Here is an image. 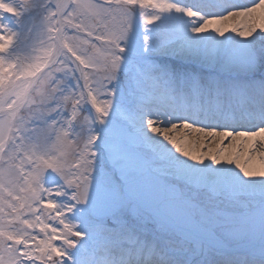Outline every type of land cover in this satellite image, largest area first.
Masks as SVG:
<instances>
[{"label":"snow or ice","instance_id":"snow-or-ice-1","mask_svg":"<svg viewBox=\"0 0 264 264\" xmlns=\"http://www.w3.org/2000/svg\"><path fill=\"white\" fill-rule=\"evenodd\" d=\"M258 10L0 0V264H264Z\"/></svg>","mask_w":264,"mask_h":264},{"label":"bare ground","instance_id":"bare-ground-1","mask_svg":"<svg viewBox=\"0 0 264 264\" xmlns=\"http://www.w3.org/2000/svg\"><path fill=\"white\" fill-rule=\"evenodd\" d=\"M169 2H174V0H169ZM181 4L184 3H196L198 0H180ZM216 3H227L229 6H247L252 5L254 3V0H215ZM145 13L151 12V8H146L143 10ZM212 12H217L218 9H211ZM264 18V12L261 10H258L256 13H253L251 17L244 18V17H236L233 21L229 22V27H243L244 25L252 26L253 21L256 22V31L260 30V19ZM145 17L141 18V23H144ZM151 27V26H149ZM255 34V33H254ZM179 106V104H178ZM251 118H254L252 121H247ZM254 115H250L244 111H234L231 113H228L226 115V118L222 119L220 123H227L233 127H238L240 130H246L251 129L253 127H257L259 125V120ZM237 119V120H235ZM231 130V128H229ZM176 135L178 138H182L187 140L189 143H192L196 141L200 134L198 133H189L186 129H177ZM228 141H225V144H227ZM212 147H216V145H211ZM258 151H264V148L257 146ZM252 168L259 169L261 167V162L259 158L253 160Z\"/></svg>","mask_w":264,"mask_h":264}]
</instances>
